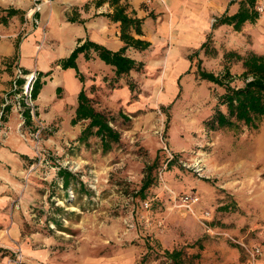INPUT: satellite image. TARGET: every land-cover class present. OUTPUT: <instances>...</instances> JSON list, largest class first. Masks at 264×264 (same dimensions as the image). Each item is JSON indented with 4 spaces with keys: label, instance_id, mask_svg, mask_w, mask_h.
Segmentation results:
<instances>
[{
    "label": "rangeland",
    "instance_id": "374dc122",
    "mask_svg": "<svg viewBox=\"0 0 264 264\" xmlns=\"http://www.w3.org/2000/svg\"><path fill=\"white\" fill-rule=\"evenodd\" d=\"M150 8V16L158 13ZM47 24V17L39 21L38 41L42 36L44 41ZM208 31L205 45L212 50L188 49L186 54L200 49L190 66L167 58L168 39L153 51L154 62L147 59V66L123 75L134 89L122 102L106 99L117 78L104 82L102 76L103 84H92L91 98L119 132L106 151L96 135L77 139L85 120L70 124L65 114L46 121L34 98L43 127L38 145L30 134L17 133L31 153L4 191L7 203L0 202L1 210L6 208L5 222L0 219V264H171L164 250L173 248L183 264H264V116L255 127L237 122L207 128L203 121L222 88L195 72L199 58L202 68L215 73L227 66L230 83L241 85L240 61L223 54L227 49L264 54V7L237 31L209 28L203 40ZM64 89L68 100L69 79ZM34 125L24 118L20 127L32 132ZM163 144L175 155L170 165L164 164ZM59 167L72 173L66 186ZM147 171L156 178L142 197L138 189ZM182 192L198 196L193 213L177 205ZM241 243L259 244L262 254L252 258Z\"/></svg>",
    "mask_w": 264,
    "mask_h": 264
},
{
    "label": "crops",
    "instance_id": "0c3cea01",
    "mask_svg": "<svg viewBox=\"0 0 264 264\" xmlns=\"http://www.w3.org/2000/svg\"><path fill=\"white\" fill-rule=\"evenodd\" d=\"M145 1L147 0H119L127 5L129 13L142 17L141 33L136 36L148 40L149 45L141 50L127 47L125 53L145 66L147 59L155 61L152 59L153 51L156 52L159 47L161 49L168 39L172 46L167 58L176 57L190 66L192 61L186 56L189 53H186L188 49L196 46L199 48L205 31L210 28L209 17L223 11L231 13L237 8L236 0L231 3H228L229 0H151L149 5H146ZM34 2H38L39 7L32 10ZM151 6L154 8L153 12L158 10V13L152 16L149 14ZM163 6L167 12L161 11ZM111 9L107 1L95 5L94 0H0V107L3 110L4 124L0 132V202L7 203L5 197L8 195L4 194V191H7L21 174L31 153L28 142L22 140L16 131L18 116L13 110L15 90L11 85L13 80L18 82V78L15 79L17 69L24 71L35 66L38 70L41 84L36 92L35 102L38 113L46 121L56 117L64 118L65 114L70 119L80 87L88 96L94 97L92 84H103L102 76L107 77L104 82L110 79L114 75L113 67L96 56L92 50L89 58H84L83 53L78 52L74 61L82 75L80 81L72 67L61 68L56 59L66 56L74 45L86 38L111 50L120 47L122 40L118 35V21L111 20L104 14ZM28 11L30 16L25 18L24 14ZM22 16L25 20L21 28ZM67 16L75 18L70 20ZM45 17L48 28L41 48L36 51L34 46L41 35L39 21ZM250 23L244 21L243 25ZM226 27L232 29L231 25L226 23L215 28L224 30ZM132 71L134 70L130 69L128 74ZM68 79L71 82V95L66 100L64 87ZM116 82L117 84L107 91L106 99L109 103L122 102L123 98L130 94L123 76H119ZM119 95L121 97H118ZM4 102L6 103L2 106ZM92 104L96 109H101L96 106V100L92 99ZM221 108L223 109V106ZM5 209L0 208V219L3 223ZM12 216V224L18 225L16 212L12 213Z\"/></svg>",
    "mask_w": 264,
    "mask_h": 264
},
{
    "label": "trees",
    "instance_id": "16d2710c",
    "mask_svg": "<svg viewBox=\"0 0 264 264\" xmlns=\"http://www.w3.org/2000/svg\"><path fill=\"white\" fill-rule=\"evenodd\" d=\"M103 1H107L111 6L110 12H105L111 20L118 21L119 25V38L122 40V45L115 50H111L95 41L84 39L82 42L74 45L69 53L56 59V63L61 68L72 67L75 71V76L81 81L82 75L77 69L75 64V57L78 52H82L84 58L90 57V50L94 51L105 63L110 64L113 67V76L118 78L119 76L127 75L130 69L139 70L142 66L141 61H136L125 53L127 47H132L138 50L144 49L149 45V41L143 39L137 34L141 33L142 17L136 16L133 13L127 11V5L119 2V0H94V4L98 5ZM235 0H229L231 3ZM237 8L231 13L226 11L215 15L210 23L211 28H215L217 25L226 23L230 24L232 29L238 30L244 21L253 22L258 17V12L254 8L256 0H236ZM9 12H11L9 10ZM68 19L73 20L74 16H67ZM210 31L206 33V38L203 40L199 48L203 49V52L212 50L207 47L206 40L210 37ZM197 54L195 49L192 54H188L187 58L191 60L192 55ZM232 55L235 60H239L242 66V70L239 76H242L243 83L241 85H232L230 83L233 74L229 73L227 66H224V70L221 73H215L211 70H206L199 64V58L195 65V72L200 79L211 81L221 86L222 90L216 96L215 106L210 115L204 119V125L209 128H217L224 126H231L234 123L241 122L246 126L255 127L257 120L264 116V54L258 53L253 50H248L242 54L234 51L233 49H227L224 51L223 57ZM27 71V70H24ZM21 78H18V82ZM41 84L39 81V72L32 82L31 95L35 98L36 92ZM126 84L130 92H133L134 84L131 80L126 78ZM134 93H132L133 95ZM131 95V96H132ZM223 106V109L219 106ZM23 117L28 120L29 112L27 108L22 111ZM80 119H86V123L80 129L77 136L78 140H85L89 135H96L99 137L100 147L102 151H106L110 148L111 142L118 140L119 132L112 127L109 122V118L101 111L96 109L92 104L91 96H88L84 89L80 87L76 94V105L74 107V113L70 117L71 124ZM167 161V165H170L172 161ZM148 168H150L148 166ZM57 174L61 176L62 185L66 186L69 183L72 173L64 168L59 167ZM156 178V172L153 175H149L147 171L139 186L140 196H144L143 191L150 183ZM164 252L171 259V264H183L180 258V251L178 249H165Z\"/></svg>",
    "mask_w": 264,
    "mask_h": 264
},
{
    "label": "built area",
    "instance_id": "2783aa9c",
    "mask_svg": "<svg viewBox=\"0 0 264 264\" xmlns=\"http://www.w3.org/2000/svg\"><path fill=\"white\" fill-rule=\"evenodd\" d=\"M44 1H49V0H44ZM39 3L34 2L31 9L35 10L38 9ZM264 7V0H256L254 4V8L258 12V14L261 13ZM29 11L25 12L24 17L27 18L29 17ZM24 25V21L21 24V28ZM43 34V33H42ZM1 35V34H0ZM43 36L41 39L35 44V49L38 51V49L41 46ZM37 74V71L34 68L28 69L27 71H22L21 69H17V75L16 78H21L20 82H16V80L12 81V89L15 90L13 93V96L15 97L14 101V106L13 108L18 111V114L20 115V119L17 122V133L21 137H25L26 134H30V139L33 141V145H38V133L43 127V123L41 122L40 119L37 118V116L34 113V98L31 95V87H32V82ZM7 102V100H6ZM4 102L2 106L6 103ZM24 108H27L29 112V119L34 120L35 125H34V130L27 131L26 129L21 128V124L24 121V117L22 115V111ZM2 114L3 110L2 107H0V132L1 129H3V121H2ZM22 115V116H21ZM163 152H164V164L167 163L168 160L173 159L175 157L174 153H172L167 147L163 144L162 145ZM36 156L39 158V153H36ZM175 195V194H174ZM198 196L193 193V192H182L177 195V200L178 203L177 205L184 207L187 211H190L193 213V204L196 202ZM243 246L244 250L252 257H257L260 254H262V248L259 244L254 243L251 245H246L244 243H241Z\"/></svg>",
    "mask_w": 264,
    "mask_h": 264
}]
</instances>
